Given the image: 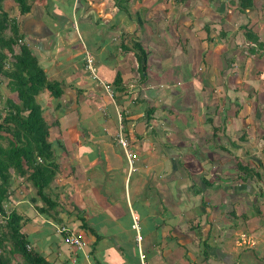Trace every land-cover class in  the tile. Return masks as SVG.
<instances>
[{
	"label": "rangeland",
	"instance_id": "obj_1",
	"mask_svg": "<svg viewBox=\"0 0 264 264\" xmlns=\"http://www.w3.org/2000/svg\"><path fill=\"white\" fill-rule=\"evenodd\" d=\"M157 1L159 2V0ZM199 1L200 3L197 6L199 12L193 10L195 14L194 21H191L193 28L186 30L180 29L181 25H189L187 18L181 21L180 18L177 19L175 17L176 21L172 22L174 9L172 4H168L164 8L169 10L168 13L158 11V13L152 15L155 16L156 19L161 20L160 23L162 28L160 32H155L157 28L155 25H152L151 28L154 30L152 36L146 35V37H144L142 35L137 39L133 34L136 37L137 43H139L143 51L146 52L145 65L147 67V77L143 80H140L139 73L136 70V58L132 57L136 51L129 48L134 41L133 37H129L128 33H126V35L131 38L130 40H128L126 35L121 36V38H123L122 45L123 41H125L123 46L128 47L129 50H121L117 45L110 44L108 46V43H105V51L109 53L113 52L115 55L120 56L121 61L117 69H114L117 63L113 65L109 61L112 58H109L107 62L104 63L103 57L99 56L98 58V52H92V64L95 68L97 79H90L91 77L88 72L83 68L84 50H88L86 47L82 48V44L85 45V41H82L81 44L74 38L73 42L75 44L71 45L70 48L71 50L74 49L72 53H74L75 57L69 62L60 63V61L64 59L62 58L63 54L59 55V58H57V61L60 63L59 67L55 66L57 71L67 75V80L72 84L79 81L83 87V90L76 89L73 91L72 95L74 97V102L71 98L70 102L66 103L64 96L58 99L50 98L44 91L39 93L36 97V101L42 108V116H44L46 122L50 125L47 141L51 144L54 161L59 169L56 177L47 190L48 196L50 199L56 201L57 206L53 210H49L48 214L39 213L36 208L44 205L36 198L34 189L28 182L22 179H20V182L14 177L8 189V198L3 205L5 212L14 210L21 216V232L27 235V239L30 244H32V247L34 246L37 251H43V254H41L48 261H52L54 264H73L72 261H75L76 264H98L99 262H101L100 264H120L119 257H121L126 264H138V260L135 261V258L137 259V253H139L141 249L139 248L138 250L135 243L132 241L131 233L129 232L132 221L123 203V197L126 192H123L122 182L125 176L123 174L126 169V163L121 148L115 142V136L118 131L116 113H118L121 117L120 127L122 129V134L125 133V138L130 147L132 137H128L126 134L123 119L125 110H122L120 106L122 105L130 109V107L138 104L137 106L140 110L137 112L142 115L141 118L143 120L145 118L144 111L154 106L158 109L155 115V119H157V121H155L156 123L159 122V118L164 116L167 120L171 121V124H174L176 128H178V133L176 135L179 141H181L178 145L182 148L181 159L179 161L180 164H186L196 160L202 165L201 162L204 161L202 159L199 160V157L202 156L201 154L203 152L207 153V159H209L210 156L215 158V153L217 155H222L223 158L221 157L219 159L220 165L216 166V169L218 168L217 173L219 174H217V179L220 178L222 181H220L221 185L230 187L242 185L244 188L228 194L222 187H219L220 183L216 181V185H218L215 189L216 193L213 196L211 195V197H206V200L209 202L207 201L208 204L207 206L205 205V207H208L210 210L212 205L216 204L218 205V209L222 210L223 205L224 209L231 211V205H233V215L230 217L233 240L236 242L244 241V244L248 243L249 245L251 242L253 243L251 247L244 244L239 246L229 245L231 249L234 248V250L229 252L234 262L233 264H264V95L260 94V91L264 88V75H262V72H264V45L259 47L250 42L248 44H243V41L239 38L240 31H243V29L240 28L241 25L248 24L247 28L250 32H252L253 35L258 34L261 37L260 41L264 43V0H255L253 6L244 10V13L239 12L237 0H222L223 5L220 1L216 2V0H185L184 2L185 5L187 4L189 7L194 8L195 3ZM2 3L4 5V0ZM5 3L7 12L14 15L13 18L18 23V30L23 36H27L29 33H40L44 38L48 39L46 41L48 45L53 42L56 44V49H58L59 46V50L63 49L64 41L61 39V36H59V33L55 31L54 26L63 23L66 19L63 18L54 5L42 6L35 3L32 5V8H30L29 12L20 15L17 7L13 4V9L11 6V0H7ZM77 5L78 10L81 11L83 3L78 2ZM224 8L227 11H225ZM219 9L222 12L224 10V16L219 15L216 22L218 24L220 23V26L223 27L225 31H229L227 36L223 39L219 37L218 44L215 41H213L212 45H208L210 44L209 41H204V43L196 42L198 48L195 47L194 50L192 48L193 46L191 47L190 44L186 48V55H189L191 58L195 57L196 60L193 61L192 66L183 63L184 60L182 61V58L187 57L182 53L183 42L180 41L181 38L178 40V37L185 35L191 42H194V34L199 38L207 35H213L214 37L215 34L213 32L211 33V27L208 28L210 31L207 32L203 29L201 30L197 24L202 23L203 26L207 21L211 22L213 17L217 16L215 10ZM143 12V16L139 18L145 19L147 18V13L145 10H143ZM226 15L228 19L225 17ZM76 16H79V13H77ZM76 16H74V20L78 23L79 31L83 32L81 28V25L83 26L84 24L83 21H81L83 18L79 20ZM130 17L135 18L132 15H130ZM192 19L193 18L190 20ZM167 20L169 21L167 22ZM172 23L176 28L172 27ZM218 24L215 25V30L217 31L222 29L221 27L218 28ZM166 28L168 30H166ZM96 29L97 31H95L94 26L90 25L86 30L97 34L100 38L111 36L109 35L110 31L105 32L101 30L102 27H97ZM139 30L141 29L138 28V31ZM136 35L139 36L137 33ZM242 35L243 40L247 42L248 39H246L244 31ZM151 37L152 40H150ZM237 38L239 39L238 42H236ZM236 43H238V46H235ZM217 45H221V48L219 49ZM176 46L178 47L176 48ZM248 48H252L253 52H249ZM222 49L231 51L236 61L229 73V77L226 78V82L229 86H234L235 88L239 86L240 89H243V95L232 92L229 101L233 113L230 112L229 117L234 115L236 110L238 116L236 118L233 116L231 119H226L224 123L227 127L229 125L230 127L224 130L223 128L225 125L222 126L220 131H216L215 136L210 140L211 144L217 145V148L211 149L209 146L206 150H203L201 148L203 147L202 142L191 139L195 137L200 140L199 138L205 136L206 131V134L209 136H211L213 132L211 127L212 124L210 123V125L205 121L211 113H205L204 109L205 106L210 107L220 104L221 100L225 97V95L218 94L215 88L218 83L224 82L223 78H225V76L223 78L220 76L225 72L218 71L225 67L224 56L227 57L229 54L225 55V53L219 56L223 51ZM15 51H17V48H15ZM192 51H194V55ZM208 65H211V78L213 79L211 82H207V80L202 79L203 76L201 77L204 81V87L202 93H200V87L194 89L193 86L188 84L195 83L194 79H196L197 75L201 74L197 70L199 66L200 68H204ZM46 67L48 68V80L51 79L53 81L62 82L60 85L61 89L62 91H66L65 83L59 79L57 75H51L54 70L56 71L55 67L52 68V66L49 65ZM161 68L163 71L165 70L163 75L160 73ZM254 71H256V73H253ZM259 71H261V75L256 79H251L255 74L257 76ZM114 74H118L125 81L123 83V91L121 92H116L113 88L115 85L111 83ZM237 77L245 81V83L238 85V83L235 82ZM100 82L108 86V92H106ZM226 82H224V84ZM193 89L198 93L195 97L192 96L195 92H193ZM262 91L264 92V89ZM10 95L11 93L9 90L4 85H0V107L3 106L1 104H3L5 98H9ZM125 101L126 104H124ZM139 101L140 103H138ZM235 103H237V105H235ZM165 104H170L169 106L171 108L168 107V109L164 110L163 106ZM188 106H191V108L194 106L193 109H195V112H193V110L191 111L190 107L187 111L181 109L177 112L176 110ZM116 107L118 111H114L113 114V110L116 109ZM119 108L122 112H119ZM104 116H106V118H104ZM204 117H206V119ZM245 117H247V119H245ZM219 118V116H215V119L218 121ZM215 119H213V124H219ZM143 120L139 123H137V120L133 122L136 130L143 127ZM161 126V129L165 128L163 130L164 134L169 136L168 133L170 129L164 127L162 124ZM224 133L226 136H224L225 138L222 136ZM166 136L165 138L167 139L168 137ZM214 137H217V142H213ZM240 138H242V140H240ZM96 140L98 143L94 144L93 141ZM231 140L233 141V147H226L228 152H221L218 146L224 147ZM172 141L176 143V138H174V140L172 139ZM138 146L139 144L136 142L132 149L134 150L133 152L139 150ZM146 146L149 151L151 150L154 152L156 150L151 144ZM143 150L145 151L144 145ZM228 153H230V155L226 162L224 157H226ZM93 157L102 160L104 158V163L102 165H105L104 167L107 169L106 176H104V169L100 164H95L93 167L85 165L87 160ZM218 158L219 157H216L215 160L213 159L216 164ZM132 161L135 172L126 179V185L129 188L133 187L135 184L138 186L146 185L145 183L143 184V181L147 178L148 174L145 173V166H143V164L149 165L148 162L141 157L140 159L136 158L135 154ZM205 162V168L210 170L211 164L207 161ZM238 162L241 165H246L248 169H251L249 170L250 173L245 174L244 179H242L244 173L236 170V164ZM183 166L186 167L185 165ZM139 167L141 168L140 170ZM119 168L124 170L123 173L118 170ZM191 168H196V164H192ZM150 171H157V168L151 167L147 172ZM254 172H257L256 176ZM220 173H222V176ZM223 176H226L225 178L227 179L223 178ZM22 185L25 187L22 188ZM145 187H147V185L143 188ZM243 190L247 192L248 195H242L240 191ZM130 196L131 200L136 198L131 191ZM32 198L36 199V201L32 202ZM112 199H119V204L113 207L106 206L112 203L110 202ZM187 201L188 200H185V202ZM138 202L139 199H137V203ZM137 203L136 207L133 206V211L131 213V215H134L137 222H139L137 216L149 215V212H154L158 217L167 214V210L164 207L162 208V205L156 206L152 203L150 198H147L145 206L141 205L142 207H140ZM220 203L222 204L219 205ZM190 204H199V200L192 199ZM94 206L98 208L94 210ZM91 210L98 212V215L96 214L92 217V225L88 226L95 230V232H102L105 236L103 237L105 242L114 244L116 247L120 246V251L108 250V252H106L107 255L104 256H102L103 253L100 255L94 254L85 263L83 258L76 256V254L72 256V247L65 244L64 240L55 231V228L51 227V224H44L46 222L43 220H47L48 216H50V220H48L52 225L56 226L60 224L58 220H61L72 229V234L74 236L86 242L88 237L84 233L88 232L79 228V222L77 218L74 217H84L85 220H87L85 216L87 213H91L89 212ZM68 219L73 222L69 221V223ZM234 232L236 233L235 235H233ZM241 232L248 236L249 239L243 235L239 236ZM114 235L119 239H124V243L120 240L121 242L116 244L113 238ZM229 237H231V233H229ZM48 245L51 246L48 247ZM55 246L59 249V252L62 253L63 257L60 254L56 255L57 252L54 253L55 256H53L51 249L55 248ZM142 246L144 247V243H142ZM223 246L225 249L228 248L226 243H223ZM142 251L144 252L143 249ZM143 258L144 255L142 253V259ZM19 263V261L17 263L14 262V264ZM197 264L201 263L198 261Z\"/></svg>",
	"mask_w": 264,
	"mask_h": 264
},
{
	"label": "crops",
	"instance_id": "obj_2",
	"mask_svg": "<svg viewBox=\"0 0 264 264\" xmlns=\"http://www.w3.org/2000/svg\"><path fill=\"white\" fill-rule=\"evenodd\" d=\"M6 1L7 0H4V5L2 3V6H3V9L7 12L6 7H5ZM184 1L185 0H159V2L157 0H32L30 2V6H31L30 8H32V5H34L35 3H38L42 6L54 5L55 8H57V10L63 16V18L66 19L63 23L57 26H54L55 31L59 33V36H61V39L64 41L63 49L59 50L60 46L58 47V49H56V44H54L53 42L49 43L48 45L46 43L48 39L44 38L42 34L40 33H29L27 34V36H23L20 32L19 33L23 36V39H22L23 43L29 49L30 54L36 59L38 66L40 65L39 67L43 70L47 79H49L47 77V71H48V68L46 67L47 65L52 66V68L55 66L59 67V64L61 62L63 63L69 62L75 57L74 53H72L74 49L71 50L70 48L71 45L75 44L73 42L74 38L76 39V41L80 42L81 44H82V41H85L84 42L85 45L82 44V48L86 47L88 48V50L85 49L84 51L87 50V52L90 54H92L93 51L95 53L98 52V55H97L98 58L99 56L103 57L104 63H106L109 58H112L109 61L113 65L117 63L116 64L117 66L116 65L114 66L115 67L114 69H117L119 62L121 61L120 56L115 55L113 52L109 53L108 51H105V48H104L106 45L105 43H108V46L112 44V45H117V47L121 48L122 39H123L121 38V36L126 35V33L129 34V37L130 36L133 37V41L137 43L136 37L137 39H139L140 36L142 35L146 37V35L152 36V34H154V30H152L151 28L152 25H155L157 28V29L155 28L156 29L155 32L156 31L160 32L162 28L161 23H160L161 20L156 19V17L152 15L155 13H158V11L168 13L169 10L164 9L165 6H167L168 4H172L173 9H174L173 15H172V22L176 21L175 17L177 19L180 18L181 21L187 18L189 25L187 26L181 25L180 29L186 30V29L193 28L192 27L193 25L191 23L195 19L194 11L196 12L198 11L197 6L199 5L200 1L198 3H195L194 8L189 7L187 4L185 5ZM217 1H220L222 4V0H216V2ZM78 2L83 3V7L81 8V11L78 10V5H77ZM121 2L123 3V5ZM254 2L255 0H253V3ZM11 6L14 9V5L12 4ZM143 10H145V12L147 13L146 14L147 18L145 19L139 18L140 16H143L142 15V13L144 14ZM224 10L227 11L225 8ZM224 10L223 12L220 9L215 10L217 16L213 17V20H211V22L207 21V23L203 26H202V23L197 24L201 28V30L203 29L207 32L210 31L208 30V28L211 27L212 28L211 33L213 32L215 34L214 37L213 35H207L205 37L199 38L194 34V42H191L185 35L182 37L181 36L178 37V40L179 38H181L180 41L183 42L182 53L185 54V56L187 57V58H182V61L184 60L183 63L189 64V66H192L193 61L196 60L195 57L191 58L189 55H186L187 53L186 48L190 44H191V47L193 46L192 48L194 50L195 47L198 48V46H196V42L204 43V41H209L210 44L208 45H212L213 41H215L218 44L219 37L223 39L227 36L229 31H225L223 27L220 26V23L218 24L216 22L218 20L219 15L224 16ZM242 12L244 13V10ZM7 13L10 17L14 16L9 12ZM77 13H79V16H76ZM130 15H132L135 18H131ZM74 16H76V18L79 20L80 18H83V20H81L84 23L83 26L81 25L83 32L79 31L78 23L76 20H74ZM225 17H227V15ZM191 18L193 19L190 20ZM205 18H208V17H205ZM168 21L169 20H167V22ZM217 24H218V28L221 27L222 29H219L218 31L215 30V25ZM90 25L94 26L95 31H97L96 29L97 27H102L101 30L105 32L110 31L109 35L111 36H105L106 38L104 37L100 38L97 34L88 32L86 29ZM147 26L150 27L151 29L148 28ZM172 27L176 28L173 25V23H172ZM138 28H140L141 30L138 31ZM166 30L168 29L166 28ZM240 32L241 33H240L239 38L240 40L243 41V44H248L249 42L252 43L251 41H247V42L244 41L243 35H242L243 31L241 30ZM136 33L139 36H137ZM254 35L256 36V38L258 39L260 43H263V41L262 42L260 41L261 37L258 34H254ZM129 37H128V40L131 39ZM150 40H152V37ZM238 40L239 39L237 38L236 42H238ZM124 44H125V41H123V45ZM148 46H151V45H148ZM235 46H238V43H236ZM177 47L178 46H176V48ZM217 47L220 49L221 45H217ZM192 53L194 55V51H192ZM61 54H63L62 58L64 59L63 61H60L59 63L57 61V58H59V55ZM222 54L223 55L229 54L227 57L224 56L225 67L223 69L221 68L218 71V72L226 73V74L223 73L220 75L222 76V78L225 76L223 80L224 82H226L227 81L226 78L229 77L230 75L229 73L232 70L233 65H235L236 61L234 60L235 57L232 56L231 51L223 50L222 53L219 54V56ZM132 57L134 58V56ZM197 70L201 74L196 76V79H194L195 83H189L188 85L193 86L194 89L200 87L201 90L199 91L200 93H202L203 87H204L203 80L205 79L207 80V82H211V80L213 79L211 78V71H212L211 65H208L207 67H204V68H200L199 66ZM146 72H147V67H146ZM146 72H145V78L147 77ZM164 72L165 70L163 71L161 68L160 69L161 75H163ZM253 73H256V71H254ZM51 75H54V76L57 75V77H59V79H61L65 83L66 91H63V94H62V96H64L66 99L65 102L69 103L71 98L73 99V102H74V97L72 93L76 89L83 90L81 83L79 81H76L75 83L72 84L69 80H67L68 76L65 74H62V72L60 71H57V69L56 71L54 70L53 74L51 73ZM116 75L117 74H114L111 80V83H113V80L115 79ZM259 75H261V71L257 73V76L256 74L255 76H252L251 79L252 78L256 79L258 78ZM262 75H264V72H262ZM201 77L203 80L201 79ZM120 79H121V84L113 87L116 90V92L123 91V87H124L123 83L125 81L124 79H122L121 76H120ZM224 82L218 83L215 86L218 94L225 95V97L221 100L220 104H217L215 106H210V107L205 106V109H204L205 113H208V114L211 113V115L208 116L207 119L206 117L204 118L206 119L205 121H207L208 124L210 123L212 124L211 127H212L214 134L212 132L211 136H209L206 134L207 133L206 131L205 136H203L202 138H199L200 140H198L195 137L191 139L194 141L197 140V142L199 141L202 142L203 147L201 148L203 150H206L209 146L211 149L217 148V145L211 144L210 140L212 139L213 136H215L216 131H220V128H222V126L225 125V127L223 128L224 130L230 127V125L227 127V125L224 123L226 119L228 118L231 119V117L233 116L236 118L238 116V114L236 113L237 112L236 110L234 115L229 117L230 112L233 113L231 109L232 106L230 105L229 97L230 95H232V92H236L240 95H243V89H240L239 86L237 88H235L234 86H229L227 82L225 84ZM235 82L238 83V85H242L245 83V81L238 79V77L235 79ZM58 83L61 85L62 82H58ZM194 89H193V92L195 91L194 92L195 94L196 90ZM263 89L264 88H262V90ZM262 90L260 91V94L264 95V92ZM194 94L192 95L193 97L197 96L198 93H196L195 95ZM138 103H140V101ZM124 104H126V101L124 102ZM137 105L130 107V109H127L125 108V106L123 107L121 105L120 108L122 110H125L123 113L124 114L123 119H124L126 134L128 135V137L130 136L132 137V140L130 141V144H131L130 150L132 151V153L136 155V158L140 159L141 157L142 159L147 161L149 164V165L143 164V166H145L144 168L145 173L148 174L147 178L144 179L143 184L145 183L147 187L143 188L146 185L138 186L135 183H133L135 185H133V187H130V188L126 185V179L130 177V175L134 173L135 171L130 172L129 174L128 166L125 161L126 169L123 174L125 176L123 177L122 187H123V192H126V193L123 197V203H124L126 210L129 212L128 214L131 217V221L133 218H135L134 215H131V213L133 211L132 210L133 206L136 207L137 199H139V202L137 204H139L140 207L145 206L147 198H150L152 203H154L156 206L162 205V208L164 207L167 210V214L163 215L162 217H158L156 214H154V212L153 213L149 212V215L137 216L139 219V222L136 221V226L138 227V234L141 237L139 243L135 241V232L132 229V224L130 225L129 232L131 233L132 241L133 243H135L136 247L138 246L137 248L141 249L140 254L142 255L143 253L144 255V258H143L144 263L145 264H197V262L199 261L201 264H217V263L218 264H233L234 262L232 261V258L229 252L234 250V248L231 249L230 246L232 245L239 246V245L244 244L243 243L244 241L236 242L232 238V230H231L232 225H231L230 217L233 215V210H232L233 205H231V211L224 209L223 205H222V210H219L217 207L218 205L216 204L212 205L210 210L208 207H205V205L207 206L209 202L208 200H206L207 199L206 197H211V195L213 196L216 193L215 189L218 186L216 185V181H218V183H220L221 181L220 178L217 179V174H218L217 169L218 168L216 169V166L220 165L219 159L222 157V155H217L215 153L216 157H219L218 160H216L217 164L213 161V159L215 160L216 157L212 158L210 156L209 159H207V155H206L207 153L205 152H203L201 154L202 156L199 157V160L202 159L204 161V162H201L202 165L199 163V161H196V160L192 162H188L186 164H180L179 161L181 159L182 148L178 145L181 142L179 141V138L176 135L178 133V128H176L174 124H171V121L167 120V118L164 116L159 118V122L156 123L155 121H157V119H155V115L158 109L154 106H152L153 107V114L151 115L152 119L149 121V124L147 127L145 124V120L141 118L142 115L139 112H137L140 110ZM169 105L165 104L163 106L164 110L168 109V107H170ZM235 105H237V103H235ZM189 107L191 108V106H188V107H181L176 110L177 112L181 109H184V111H187L189 110ZM193 107L194 106H192L190 110L191 111L193 110V112H195V109H193ZM121 109L119 112H122ZM114 111L115 112L118 111L117 107L116 109L113 110V114H114ZM134 112H137V113H134ZM215 116L220 117L219 121L215 119ZM104 118H106V116H104ZM213 119H215V121H218L219 124L214 125ZM245 119H247V117H245ZM136 120H137V123L143 120V127L141 129L136 130L135 125L133 123ZM159 123H161L164 127L170 129V132L168 133L169 136H166L164 134L163 130L165 128L161 129L160 127L162 126ZM165 136L168 138L166 139ZM222 136L224 137L225 133L222 134ZM174 138H176V143L172 141V139L174 140ZM240 140H242V138H240ZM217 141H218L217 137H214L213 142H217ZM136 142L137 144H139L138 146L139 150H136L135 152H133L134 150L132 149ZM93 143L96 144L98 142L96 140V141H93ZM147 143L153 145L156 150L154 152L151 150L150 151L147 150L146 148L147 147L146 145H148ZM143 145H144L145 151L143 150ZM218 147L221 150V152H228V149L226 147H229V148L233 147V141L232 140L229 141L227 145H225L224 147L220 145ZM229 155L230 153H228L227 156L224 157L226 162L228 160ZM103 160L98 159V158L96 159L95 157H93L92 159L87 160L85 165L89 167H93L95 164L96 165L100 164L101 167L104 169L103 170L104 176H106L107 169L104 167L105 165H102L104 163ZM205 161L211 164L210 170L205 168L206 166ZM192 164H196V168L192 169L191 168ZM183 165H185L187 169ZM132 167H133V164H132ZM151 167H156L157 171L147 172V170L151 169ZM140 169L141 168L139 167V170ZM118 170H120L122 173L124 171L122 170V168H119ZM137 173H138V169H137ZM220 175L222 176V173H220ZM225 177L226 176H223V178ZM15 179L20 181V179L18 178H15ZM24 187L25 186L22 185V188ZM219 187H222L223 190L228 194H230L231 192L233 193L234 191H237L238 189L241 190L244 188L242 185H236V187H230L227 185H221V183L219 184ZM130 191L133 192L134 196L136 197L133 200H131ZM240 192H242V195L243 194L248 195L247 192H244V190ZM192 199H198L199 204L191 205L190 202ZM185 200H188V201L185 202ZM110 202L112 203L106 206H109V207L116 206V204H119L120 200L112 199L110 200ZM221 204L222 203H220L219 205ZM95 208H98V207L94 206V210ZM89 212L91 213H87V215L85 216L87 219L86 224L92 225V217L96 214L98 215V212H94L93 210ZM49 217L50 216H48L47 220L48 219L50 220ZM74 218H77V217H74ZM47 220H43L44 222H46L44 224H47V225L51 224V227L55 228V231L58 226L65 225L61 220H60V224H58L57 226L52 225V223H50V221L49 220L47 221ZM69 221L70 220L68 219V222ZM70 222H73V221H70ZM65 227L68 228V225H66ZM71 233H72V229H71ZM229 233H231V237H229ZM84 234H86L88 237V240H86V242L78 238L79 241L82 243V248L79 250L72 248L71 250H72V256L76 254V256L83 258V261L85 263L94 254L100 255L101 253H103L102 256H104V255H107L106 252H108V250L120 251V246L116 247L114 246V244L105 242L103 240L104 239L103 237L105 236L100 231L99 232L96 231V234L99 236V239L96 242H94L93 237L90 236L88 233H84ZM235 234L236 233L234 232L233 235ZM241 235L249 239V237L244 235L243 232H241L239 236ZM75 237L77 238V236ZM113 238L115 239L116 244L118 242H121L120 240H122V243H124L125 241L124 239H119L116 235H114ZM93 243L94 245H92ZM142 243H144V247L142 246ZM223 243H226L228 245L227 249L224 248ZM252 244L253 243L251 242L250 245L248 243H245L244 245H248V247H251ZM50 246L48 245V247ZM142 249L144 250L145 253L142 251ZM51 251L53 252V256H55L54 253L56 252H57L56 255L60 254L62 256V253L59 252V249L56 246L55 248L51 249ZM39 252L42 253L43 251L39 250ZM137 260H138V264H141L139 260V253H137V259L135 258V261ZM119 261H120V264H126L122 260L121 257H119ZM72 262L73 264L75 263V261H72ZM100 263L101 262H99L98 264Z\"/></svg>",
	"mask_w": 264,
	"mask_h": 264
},
{
	"label": "trees",
	"instance_id": "obj_3",
	"mask_svg": "<svg viewBox=\"0 0 264 264\" xmlns=\"http://www.w3.org/2000/svg\"><path fill=\"white\" fill-rule=\"evenodd\" d=\"M11 1L20 15L29 12L32 0ZM2 2L3 0H0V85H4L12 96L5 98L1 104L3 106L0 107V264H14L18 261L19 264H54L32 247L27 235L21 232V216L14 210L5 212L3 205L8 198V189L14 177L28 182L34 189L36 198L44 205L36 208L39 213L48 214L49 210L57 206L56 201L48 196L47 190L59 169L54 161L51 144L47 141L50 125L42 116V108L36 97L44 91L50 98L58 99L63 91L57 81L46 78L36 59L23 43L17 21L3 9ZM252 6L253 0H237L239 12ZM247 27L248 24L240 27L246 39L256 46L264 45L258 42ZM129 48L136 51L133 55L136 58V70L140 80H143L146 72V52L135 42ZM122 49L129 50L123 45ZM248 51L253 52V49L248 48ZM113 84H121L118 74ZM144 112L145 124L148 127L153 107ZM236 170L244 173V179L251 169L238 162ZM254 174L256 176L257 172ZM31 201L35 202L36 199L32 198ZM77 220L79 228L88 232L96 242L99 236L95 230L86 224L84 218L77 217ZM64 224L58 227H65L66 223ZM65 228L71 232L69 227ZM59 235L65 237L63 233Z\"/></svg>",
	"mask_w": 264,
	"mask_h": 264
},
{
	"label": "built area",
	"instance_id": "obj_4",
	"mask_svg": "<svg viewBox=\"0 0 264 264\" xmlns=\"http://www.w3.org/2000/svg\"><path fill=\"white\" fill-rule=\"evenodd\" d=\"M84 65L83 68L88 72L89 76L91 77V79H97V76L95 75V68L93 67V58L91 56L90 53H88L87 51H84ZM101 85L103 86V88L106 90V92H108V86L105 85L104 83L100 82ZM116 119H117V134H116V144L121 148L123 156L125 158V161L127 163L128 166V171L130 172H134L135 169L132 167L133 161L132 159L134 158V154L132 153V151L130 150L129 147V143L127 142L124 134H122V129L120 127V122H121V117L118 113H116ZM132 229L135 232V241L137 243L140 242L141 237L138 234V227L136 226V220L135 218L132 219ZM56 231L58 234L63 233L65 235V237L63 238L65 244H67L68 246L75 248V249H81L82 248V243L79 241L78 238H76L74 235H72L71 232H69L65 227H58L56 228ZM138 247V246H137ZM139 250V248H137ZM139 260L141 262V264H145L143 262L142 259V255L140 254V250H139Z\"/></svg>",
	"mask_w": 264,
	"mask_h": 264
}]
</instances>
